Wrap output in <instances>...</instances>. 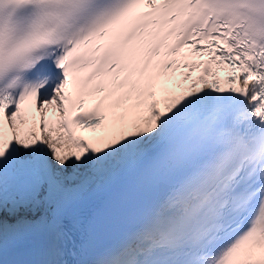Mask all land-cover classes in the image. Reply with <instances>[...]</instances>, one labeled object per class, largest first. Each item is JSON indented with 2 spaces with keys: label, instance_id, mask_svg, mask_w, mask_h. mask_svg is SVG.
<instances>
[{
  "label": "snow or ice",
  "instance_id": "obj_1",
  "mask_svg": "<svg viewBox=\"0 0 264 264\" xmlns=\"http://www.w3.org/2000/svg\"><path fill=\"white\" fill-rule=\"evenodd\" d=\"M0 264H264V0H0Z\"/></svg>",
  "mask_w": 264,
  "mask_h": 264
}]
</instances>
